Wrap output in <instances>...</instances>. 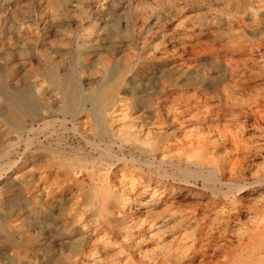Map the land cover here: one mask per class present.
I'll list each match as a JSON object with an SVG mask.
<instances>
[{
  "label": "rangeland",
  "instance_id": "rangeland-1",
  "mask_svg": "<svg viewBox=\"0 0 264 264\" xmlns=\"http://www.w3.org/2000/svg\"><path fill=\"white\" fill-rule=\"evenodd\" d=\"M101 87L103 137L89 103L66 100ZM7 95L49 132L30 143L37 125L8 120ZM140 154L154 166L129 162ZM14 161L0 264H262L264 0H0V168ZM171 164L245 191L225 198Z\"/></svg>",
  "mask_w": 264,
  "mask_h": 264
},
{
  "label": "bare ground",
  "instance_id": "bare-ground-1",
  "mask_svg": "<svg viewBox=\"0 0 264 264\" xmlns=\"http://www.w3.org/2000/svg\"><path fill=\"white\" fill-rule=\"evenodd\" d=\"M122 73V72H121ZM108 74V73H107ZM110 74V73H109ZM228 75V74H227ZM226 75V76H227ZM121 77H122V75H121ZM48 78V77H47ZM55 78V77H54ZM58 78V77H57ZM107 78V77H106ZM105 78V79H106ZM67 79V78H66ZM58 80V79H57ZM61 80V79H60ZM108 80V79H107ZM54 81H55V79H54ZM53 81V82H54ZM68 81V80H67ZM102 81V80H101ZM127 81V80H126ZM56 82V81H55ZM60 82H62V81H60ZM124 82H125V80H124ZM129 82V81H128ZM233 82V81H232ZM130 83V82H129ZM99 84H101V83H99ZM108 84V83H107ZM113 84H114V82H113ZM57 85V84H56ZM104 85H106V84H104ZM2 86V85H1ZM58 86V85H57ZM103 86V85H102ZM59 87V86H58ZM67 88V87H66ZM65 88V89H66ZM75 89V88H74ZM110 89V88H109ZM131 89V88H130ZM67 90V89H66ZM71 90V89H70ZM116 90V89H115ZM114 90V91H115ZM73 91V90H72ZM71 91V92H72ZM120 91V90H119ZM6 92V91H5ZM70 92V93H71ZM116 93H117V91H115ZM24 93V92H23ZM73 93V92H72ZM86 93V92H85ZM115 93V94H116ZM5 94V93H4ZM59 94V93H58ZM67 94V93H66ZM77 94V93H76ZM76 94H74L73 93V95H71V97H70V99L69 98H67L66 100L67 101H69V102H71L72 104V106H71V108H73V109H80V110H83L84 109V107H83V102H86L87 104L89 103V107H88V109L86 110V111H88V112H91V111H93V110H95L94 112H91V114H90V116L94 119V122H95V124H96V135L97 136H102V134H101V132L103 133V131H102V127H101V121H102V118H107L108 117V115L109 114H107V111H109V109L111 110V108L114 106V100H113V93H112V91H108V90H102V87H101V89L100 90H98V91H94V92H92L91 94H89L88 93V95L87 96H85V97H81L80 95H76ZM15 95V94H14ZM17 95V94H16ZM23 95V94H22ZM231 95V94H230ZM19 96V95H18ZM18 96L17 97H14V96H10V95H7V96H5L4 97V101H5V105H6V111H5V117L8 119V120H11V121H13V122H15V123H17V122H20L24 117H28V118H30L31 119V121H32V123L33 124H36L37 125V129H34L33 127H31V129L30 130H28V133H31V134H33L34 136H33V138L32 139H30L29 140V142L30 143H32V142H34L35 141V135H37V133L39 134V132H45V131H48L49 132V128H51L50 126V121L48 120V118H50V117H45V116H42L41 114H40V111H39V109L37 108V109H33V108H30V99L29 98H27V97H23L22 96V98H18ZM24 96H25V94H24ZM28 96V95H27ZM68 96V95H67ZM21 97V96H20ZM30 97H31V95H30ZM230 97V96H229ZM69 99V100H68ZM35 100V99H34ZM232 100V99H231ZM61 101H62V99H61ZM203 101V100H202ZM226 101H227V99H226ZM64 102V101H63ZM210 105V104H209ZM211 105H212V103H211ZM229 105V104H228ZM35 107H36V105H35ZM45 107V106H44ZM48 107V106H47ZM68 107V106H67ZM202 107V106H201ZM72 109V110H73ZM46 110H48V109H46ZM69 110V109H68ZM79 110V111H80ZM75 111V110H74ZM84 111H85V109H84ZM4 112V111H3ZM63 112V111H62ZM54 113V112H53ZM78 113H80V112H77L76 114H78ZM43 114V113H42ZM49 114V113H48ZM73 114V113H72ZM68 115H70V113H68ZM80 115V114H79ZM87 115V114H86ZM71 116H74V115H71ZM70 116V117H71ZM78 116V115H77ZM76 116V117H77ZM75 121V120H74ZM113 123V122H112ZM17 125H18V123H17ZM15 126H16V124H15ZM14 126V127H15ZM105 126V125H104ZM107 128V127H106ZM109 128V127H108ZM21 128H19L18 130L20 131V132H22V130H20ZM103 129H104V127H103ZM51 130V129H50ZM109 131H110V129H108ZM27 131V130H26ZM107 131V130H106ZM112 132H113V130H112ZM110 133V132H109ZM104 134V133H103ZM28 135V134H27ZM114 135V134H113ZM47 137V136H46ZM103 137V136H102ZM114 137V136H113ZM124 137V136H123ZM129 139V138H128ZM28 140V138L26 139V141ZM113 140V139H112ZM114 140H115V138H114ZM117 140H119V139H117ZM116 141V140H115ZM129 141V140H128ZM127 141V142H128ZM87 142L89 143V145L93 148V150L97 153V155H98V158H97V160H98V162L100 163V164H102L103 165V167H104V165H109V166H111L112 164L110 163V161L114 158V156H113V154L111 153V150H110V146H102L101 145V142H97V140L96 139H87ZM120 143H121V141H119ZM126 142V143H127ZM130 142H132V141H130ZM229 142V141H228ZM235 143H234V145L236 144V141H234ZM125 143V144H126ZM133 143V142H132ZM135 143V142H134ZM112 145V144H111ZM121 145V144H120ZM124 145V144H123ZM130 146V145H129ZM137 147V146H136ZM113 148V147H112ZM130 148H131V146H130ZM120 149V148H119ZM121 150V149H120ZM138 150H139V148H138ZM118 152V151H117ZM129 152V151H128ZM131 152H132V150H131ZM136 152V151H135ZM139 152H141V151H139ZM122 153V152H121ZM137 153V152H136ZM23 154V153H22ZM119 154H120V151H119ZM125 154V153H124ZM129 154V153H128ZM132 155V154H131ZM130 156V155H129ZM119 157V156H118ZM117 157V158H118ZM5 159V158H4ZM144 159V158H143ZM142 159V154H140V156H138L137 158H135V156L133 157V156H130V163H134V164H136V166L137 165H140V166H144V165H148L147 167H150L151 165L152 166H154V163H153V161H150V160H143ZM152 159V158H151ZM2 160V159H1ZM95 160H96V158H95ZM126 160V159H125ZM59 161V160H58ZM62 162H63V160H61ZM66 161V160H65ZM70 161V160H69ZM75 160H73V162H74ZM121 158H120V163H121ZM60 162V161H59ZM119 162V161H118ZM117 162V163H118ZM61 163V162H60ZM67 163V162H66ZM66 163H65V165H66ZM69 163V162H68ZM77 163V162H76ZM75 163V164H76ZM116 163V162H115ZM124 163V162H123ZM16 163H15V161H14V163H11V162H9V163H7V164H5V167H6V165H7V169H3V168H0V173H4V172H8V170H10V168L13 166V165H15ZM18 164V163H17ZM70 164V163H69ZM162 163H160V165H161ZM189 164H190V162H189ZM188 164V165H189ZM191 164H193V163H191ZM64 165V166H65ZM114 165H116V164H114ZM150 165V166H149ZM175 166V168L174 169H176V172L179 174V175H181V177H192L191 179H196V180H198V179H200L201 180V182H202V185L204 186V188L205 187H207V186H209V187H211L212 188V190L213 191H216V192H221V194H223L224 195V197L225 198H231V197H236V195L237 194H239V193H242L243 191H245L244 189L246 188V186H241V185H237V184H234L233 182H231L232 180H230V179H227V180H229V181H226V180H223V178H222V174H225L224 173V171L222 172L221 171V169H219L218 170V176L217 175H214V174H211V173H205V171H204V169H200V168H197V169H195V170H191V169H189V168H181L178 164L177 165H175V164H171V165H169L170 167L171 166ZM4 166V165H3ZM3 166H1V167H3ZM142 166V167H143ZM162 166V165H161ZM73 167V166H72ZM142 167H141V169H142ZM68 168V167H67ZM74 168V167H73ZM105 168V167H104ZM117 168V167H116ZM140 168V167H139ZM155 168V167H154ZM161 167H159V169H160ZM164 169V168H163ZM166 169V168H165ZM164 169V170H165ZM210 169V168H209ZM216 169V168H215ZM92 170V169H91ZM161 170V169H160ZM210 170H212V169H210ZM14 171V170H13ZM162 171V170H161ZM163 172V171H162ZM164 172H166V171H164ZM164 172H163V174H164ZM168 172V171H167ZM174 172V171H173ZM210 172V171H209ZM215 174H216V172H215ZM152 175V174H151ZM169 175V174H168ZM173 174H171V176H172ZM176 175V174H175ZM0 176H1V174H0ZM174 176V175H173ZM169 177V176H168ZM167 178V177H166ZM182 179V178H181ZM189 180V179H188ZM188 180H186V181H188ZM260 182V181H259ZM258 182V183H259ZM264 182V181H263ZM242 184V183H241ZM251 184V183H250ZM249 184V185H250ZM263 184V183H262ZM144 185V184H143ZM244 185V184H243ZM247 185V184H246ZM202 186V187H203ZM252 186H254V185H252ZM261 186H263V185H261ZM155 188V187H154ZM252 188V187H251ZM248 189V188H247ZM156 190V189H155ZM209 190H211L210 188H209ZM247 194V193H246ZM249 194V193H248ZM214 195V194H213ZM241 196V195H240ZM245 199V198H244ZM7 201V200H6ZM5 202V201H4ZM3 203V202H2ZM6 204V203H5ZM135 212V211H134ZM141 212V211H140ZM129 213H131V211L129 212ZM196 213V212H195ZM15 214V213H14ZM184 214V213H183ZM186 214V213H185ZM187 214H189V212L187 213ZM3 218V217H2ZM190 218V217H189ZM225 219V218H224ZM20 220V219H19ZM50 223V222H49ZM1 224V223H0ZM263 224V223H262ZM1 225H3V224H1ZM261 225V224H260ZM2 227H4V225L2 226ZM2 227L0 226V228L2 229ZM6 227H7V225H6ZM260 227H263V226H260ZM0 229V230H1ZM258 229V228H257ZM262 229V228H261ZM260 229V230H261ZM2 231V230H1ZM0 231V232H1ZM5 231V229L3 230V233H5L4 232ZM264 232V231H263ZM262 231H261V233H263ZM2 234V233H1ZM250 235V234H249ZM253 235H255V234H253ZM258 235V234H257ZM263 235V234H262ZM5 237V236H4ZM6 237H8V235H6ZM252 237V236H251ZM179 238V237H178ZM250 238V237H249ZM252 240V239H251ZM250 242H252V241H250ZM256 242V241H255ZM259 243L261 242V240L260 241H258ZM262 242H264V240L262 241ZM261 244V243H260ZM258 246H260V245H258ZM262 246V245H261ZM73 247V246H72ZM264 247V246H263ZM74 250V249H73ZM258 250H259V247H258ZM64 251V250H63ZM73 252V251H72ZM252 252V251H251ZM253 252H254V250H253ZM252 252V253H253ZM255 252H257V251H255ZM261 252H263V251H260V254H261ZM65 253V252H64ZM264 253V252H263ZM59 254H61V253H59ZM257 254V253H256ZM259 254V255H260ZM62 255V254H61ZM264 255V254H263ZM260 257V256H259ZM262 257V256H261ZM257 259L259 260V258L257 257ZM256 259V260H257ZM257 260V261H258ZM263 260V259H262ZM261 260V261H262ZM259 262V261H258ZM257 263V262H256ZM253 264V263H252ZM262 264H264V261H262Z\"/></svg>",
  "mask_w": 264,
  "mask_h": 264
}]
</instances>
